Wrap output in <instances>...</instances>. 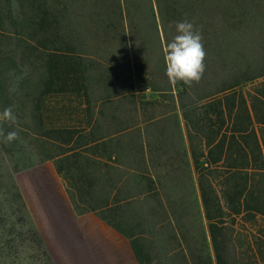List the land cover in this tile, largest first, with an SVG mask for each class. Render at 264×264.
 Here are the masks:
<instances>
[{"label":"trees","instance_id":"trees-1","mask_svg":"<svg viewBox=\"0 0 264 264\" xmlns=\"http://www.w3.org/2000/svg\"><path fill=\"white\" fill-rule=\"evenodd\" d=\"M80 1V19L69 20L65 14L74 0L61 2L62 9L57 0H0V152L9 156L14 173L68 151H74L76 162V142L69 145L77 131L60 124V117L76 114L74 104L90 101L93 87L104 90V103L137 89L168 92L176 87L214 250V258L204 254L206 237L200 246L189 245L192 262L264 264V0H241L239 14L235 0ZM184 20L200 32L206 51L203 76L191 86L169 82L163 53L177 35L176 23ZM237 20L241 28L231 25ZM240 35L243 44L236 51L237 42L230 39ZM107 40L119 49L101 51ZM90 41L94 46L88 48ZM33 58L42 68L36 83L28 69ZM8 109L11 120L3 118ZM29 115L41 137L38 162L22 157L18 137L22 128L29 130ZM10 132L17 135L7 141ZM56 137L60 143L53 142ZM49 144L57 149L51 151ZM13 180L11 213L0 209V232L12 238L5 245L37 241L50 264L43 235ZM40 187L47 191L45 180ZM69 194L85 202L82 190Z\"/></svg>","mask_w":264,"mask_h":264},{"label":"crops","instance_id":"crops-1","mask_svg":"<svg viewBox=\"0 0 264 264\" xmlns=\"http://www.w3.org/2000/svg\"><path fill=\"white\" fill-rule=\"evenodd\" d=\"M178 90L137 89L104 103L95 86L76 114L61 115L77 131L69 146L76 142L78 157L46 161L63 216L46 235L54 264H193L189 245L204 237L214 258ZM75 188L93 200L83 193L75 203Z\"/></svg>","mask_w":264,"mask_h":264},{"label":"rangeland","instance_id":"rangeland-1","mask_svg":"<svg viewBox=\"0 0 264 264\" xmlns=\"http://www.w3.org/2000/svg\"><path fill=\"white\" fill-rule=\"evenodd\" d=\"M67 0H57L56 6L60 4L59 8L62 9L61 2H66ZM69 1V0H68ZM112 0H109V4H111ZM59 2V3H58ZM75 5H73L72 10H67L66 14L64 11L65 16L71 20L72 18H75V20L80 19V15L83 13L84 9L82 8V4L80 0H74ZM241 0H235V3L237 4L235 7L234 12L236 14H239L241 12V4L239 3ZM60 10V9H57ZM236 24L231 25H238V28H241V23L238 24V20L236 21ZM78 26V24H76ZM90 26V25H89ZM91 27H94L91 25ZM230 40H232L233 43H235L233 48L236 51H241V35L239 37H233ZM35 45L40 47V44L36 43ZM106 44H103V50L101 51H117L119 49L118 43L113 42L112 40L105 41ZM64 46V45H63ZM75 46V45H73ZM94 42L90 41L88 43V48L93 47ZM148 46V47H147ZM146 48L147 50H152L153 45L147 44ZM53 49L54 47H49ZM144 48V47H140ZM75 50L78 52L80 51V48L76 46ZM144 50V49H143ZM237 60L241 59V53L239 55L237 54ZM39 60V59H38ZM37 59L33 58L32 65L28 68L31 73V79L36 83L39 80L42 68L40 66V62H38ZM219 60V59H218ZM40 61V60H39ZM152 64L157 65L156 62H158V59H152L150 60ZM37 62L38 66H34V64ZM120 63V62H119ZM32 107V106H31ZM34 106L32 107V109ZM30 117V115H29ZM29 130H27L25 127L22 128L23 130L20 131L18 137L20 139L21 145L23 147L22 149V157L23 156H31V160L34 162H38L39 158L41 156L40 151L37 148V142L39 141L40 134L38 133L36 129V121L34 117L29 118ZM58 136L56 134H53V137ZM41 138V137H40ZM59 138V137H56ZM52 144V142H51ZM49 144L48 149L51 148V151H55L57 148ZM40 154V155H39ZM50 166L53 167L51 164L53 161H50ZM54 165V164H53ZM49 165L47 162L43 164H38L34 166L31 169H24L19 171V173H14L13 171V163L11 162L9 156L4 155L0 152V209H3L8 214L11 213V210L9 207L12 205V201L14 199V191L13 189V178H15L21 188V191L23 193L25 201L28 203L29 211L32 215L31 219L35 223L36 227L40 229L43 238L45 240V243L47 245V230H50L53 224H55V220L60 222V219L63 217H60L59 207L57 206V201L55 195L51 194L49 190L45 191L43 188L40 187V182H44L45 175H49L48 168ZM20 168V167H19ZM15 174V175H14ZM48 193V194H47ZM85 194V199L88 202H91L92 199L91 193L88 194V192H83ZM70 195V194H69ZM71 197V196H70ZM29 219V217H28ZM67 230V228H65ZM7 231V230H5ZM3 232V231H1ZM0 232V264H45L47 261V258L44 256V250L41 248L39 243L37 241H20L16 240L17 247H8L5 245V240L12 239L10 236L5 237ZM3 237V239L1 238ZM52 240V239H51ZM48 248V246H47ZM48 252L50 255V251L48 248ZM51 262L50 264H54L52 256L50 255ZM49 263V262H48Z\"/></svg>","mask_w":264,"mask_h":264},{"label":"clouds","instance_id":"clouds-1","mask_svg":"<svg viewBox=\"0 0 264 264\" xmlns=\"http://www.w3.org/2000/svg\"><path fill=\"white\" fill-rule=\"evenodd\" d=\"M175 27L177 35L163 48L166 75L173 85L182 82L191 86L201 80L206 68L203 38L200 32L195 30L193 23L187 20L177 22ZM3 118L13 119L10 109L5 110ZM16 135L15 132H10L5 139L11 141Z\"/></svg>","mask_w":264,"mask_h":264}]
</instances>
